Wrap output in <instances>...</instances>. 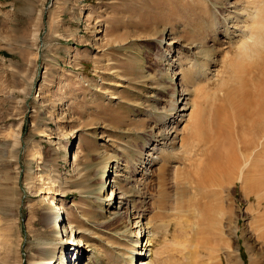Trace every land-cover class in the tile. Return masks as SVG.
<instances>
[{"label": "rangeland", "instance_id": "obj_1", "mask_svg": "<svg viewBox=\"0 0 264 264\" xmlns=\"http://www.w3.org/2000/svg\"><path fill=\"white\" fill-rule=\"evenodd\" d=\"M258 1L0 0V264L35 254L46 186L65 193L83 264H140L136 218L150 264H264V188L193 180L218 129L236 142L258 114L264 43L240 50ZM112 187L133 212L111 213Z\"/></svg>", "mask_w": 264, "mask_h": 264}, {"label": "bare ground", "instance_id": "obj_2", "mask_svg": "<svg viewBox=\"0 0 264 264\" xmlns=\"http://www.w3.org/2000/svg\"><path fill=\"white\" fill-rule=\"evenodd\" d=\"M259 2H260V0L256 3V5L254 4L255 10L253 12H251V18L253 16L251 23H253V25L255 24L256 26L254 25L255 27L254 26L250 27L248 32L245 33L244 37H245L246 42L243 45V47H241V49H240L241 51L250 52V53L251 52L257 53L258 50H254V46H255V48H257V46H261V44L263 45V43H264V12L261 10V8H259V6L264 3V0H263L262 4H259ZM249 15H250V13H249ZM226 32L229 33L228 30H226ZM168 38H170V37H168ZM167 43L171 44V42H167ZM258 49H259V47H258ZM263 57H264V55H263ZM258 63L260 64V62H258ZM263 63H264V60H263ZM249 67H250V65H249ZM262 71H264V68L262 69ZM262 85H264V83ZM260 87H259V89H260ZM255 94H257V93L255 92ZM247 95L249 96L252 94H251V92L247 91ZM251 99L252 98L248 99V101L252 104H250V105L248 103L247 104L250 106L251 111H254L252 109H254V107H257V109L255 108L256 109L255 111L258 114L256 116H255V114H253V116L251 118H249L252 121V122H250V121H248V118L247 119H246V117L244 118L243 113L245 111V108L243 107V109H242L243 111L240 112V113L243 112L242 113L243 116H241V119H239V117H238L239 131L237 133L238 137H237L236 142L233 140V138H229L228 136H226V134L228 132L230 133V130L228 129L230 126L227 128V130H229L228 132L225 129L224 130L226 132H224V130H223V133H226L224 135L227 138L231 139V141L233 140V143H232L233 145L232 146L230 145L228 147V152H226V153L222 152V151H224V149L226 147H224V149L222 150L221 144L226 145L227 142H228V144H231V141L228 139V141L226 142L223 139V137H224L223 136L221 138V140L223 139L224 142H226L224 144L223 141H221L219 139V137L222 136L221 135L222 134V132H221L222 128L218 129V133H217L218 136H217V138H215V141L213 143V147L211 149L210 154H208L206 157V162H202L204 164L198 162L199 163L198 169L195 170L196 172L194 173V179L193 180L195 181L196 184H198V186H200V187L206 186L205 188H207L208 184L210 185V187H214V185H222L223 184L222 182H224L225 180L228 181L230 176L233 177V175H231V174H234V172H238L239 173L238 178L241 179L242 182H244L245 184L251 183V188H253V189H251V191L256 190V189L260 191V190H262V188H264V159H262V154H263L262 152L264 151V147H263L264 145L262 144L263 146H261L262 150H263L262 152L256 150L258 147V144H260L258 142V140L260 141L263 138H261V135L260 136L257 135L259 137H256V138H251V134H253L252 131L250 134V130H254L256 132L259 130L261 125L263 126L262 123L264 122V87L261 88V90L258 92L257 99L256 100L254 99L255 101L254 100L252 101ZM248 105L245 104V107H247V109L249 110ZM251 105L253 107H251ZM248 110H246V111H248ZM250 110H249V114L247 112H245L247 117L251 116ZM251 113H254V112H251ZM248 122H250L251 124H249ZM247 128H248L249 132L246 131ZM219 131L221 132L220 135H219V133H220ZM262 131L260 130V134ZM245 132L247 134H250V135H246ZM258 134H259V132H258ZM254 135H255V133H254ZM262 137H263V135H262ZM227 138H225V139L227 140ZM213 140H214V138H213ZM219 142H222V143H219ZM234 143L236 145H234ZM218 146H220V148H218ZM219 149H221L222 151H220ZM206 153H208V152H206ZM191 158H189V160ZM187 159H188V157H187ZM203 159H204V157H203ZM190 161H191V164H192V162L196 163L195 161H193V159H191ZM190 161H188V162L190 163ZM198 163H197V165H198ZM191 164H189V165H191ZM238 173H236V176ZM197 175L200 176V178L197 179V177H195ZM193 180L190 182H193ZM233 181H235V180H233ZM110 183H111V181H110ZM226 183L228 184L229 181ZM112 186H115V185L112 184ZM116 190L117 189H114V187H112L111 192L108 193L104 197V201L107 200V202H108V208L114 206V209L110 210L111 213L114 216L119 215V217H120L121 214H123V212L126 210L127 211L130 210L129 212H133L132 209H129L130 204H129L128 198H127L128 194L123 189H121V187L118 188L119 191H116ZM41 192H43V193L45 192L44 199H46L47 201L46 200L43 201V203H42L43 205H42L41 210L37 216L38 220H40L39 222L41 224H40L39 232H37V234H36L38 236L37 241H36V243H33V246H34L33 252H35V254L34 253H27L26 259L24 260L25 264H67L70 261H71V264H83L85 256H83L81 247L83 246L84 243L82 240V235L81 236L78 235V234H80L81 231L78 230V228H74L75 224L74 225L73 224H71V225L66 224V221H65V218L63 215L65 213L69 217L71 212L68 208L66 210V208L64 206H62L61 203H59L60 198H58V195H65L63 189L59 188V187L57 189H54L51 186H48V187L46 186V189L45 190L42 189ZM216 197H218V196H216ZM17 204H18V210H19V214H20L21 207L24 204L23 199H21V197L19 198ZM137 217H138V215H137ZM138 219L139 218L135 219L136 220L135 226H134L135 229L132 231V232L136 233V235H137L136 236V242H135L136 245L140 243L141 239H142V241H144L145 237L148 236L145 239V244L142 243L140 245L139 261H140V264H150V260L147 257H149L151 255V253H150L151 249L148 248L152 244L151 233H149V231L146 232L144 224L140 221L141 219H139V220ZM263 225H264V223H263ZM54 233H56V234H54ZM55 235L60 236L59 241L56 243L54 241ZM258 237L261 240H263L262 245H264V231H263V233L258 235ZM62 243H66V245L61 248ZM30 244L32 245V242H30L29 245ZM138 246L139 245H137V247ZM56 250L58 251L57 254L54 255L53 257H51V254L56 253ZM69 252L71 253L70 257H68V254H70ZM141 257H143V258H141ZM232 260H233V256H231L229 254L227 256V262L230 263V262H232ZM131 264H134V259L131 260ZM253 264H256V263L253 262Z\"/></svg>", "mask_w": 264, "mask_h": 264}]
</instances>
